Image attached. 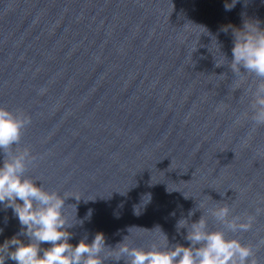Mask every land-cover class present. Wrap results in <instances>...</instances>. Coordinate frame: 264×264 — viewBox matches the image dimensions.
<instances>
[{"label": "water", "instance_id": "water-1", "mask_svg": "<svg viewBox=\"0 0 264 264\" xmlns=\"http://www.w3.org/2000/svg\"><path fill=\"white\" fill-rule=\"evenodd\" d=\"M234 2L0 0V107L31 118L18 145L35 157L25 174L70 196V244L103 233L106 246L147 250L162 232L187 247L175 225L193 210L191 222L203 215L264 264V127L236 122L256 78L237 86L222 30L264 28V0ZM225 204L230 218L253 217L249 231L211 217ZM0 230V244L21 230L3 205Z\"/></svg>", "mask_w": 264, "mask_h": 264}, {"label": "clouds", "instance_id": "clouds-1", "mask_svg": "<svg viewBox=\"0 0 264 264\" xmlns=\"http://www.w3.org/2000/svg\"><path fill=\"white\" fill-rule=\"evenodd\" d=\"M234 6L233 0L232 4H225V10L230 11ZM229 28L233 47L228 67L238 78L237 86L248 83L250 77L256 78L246 89L251 94L248 111L236 122L245 119L250 120L254 128L264 127V28L258 20H245L241 28L229 25L222 30L227 32ZM222 65L216 62V67ZM30 124L31 118L23 111L14 113L0 107V154L3 156L0 205L10 208L21 226L16 235L0 244V264H6V260L15 264H105L108 260L114 264L121 261L123 264H256L251 246L227 238L225 231L210 230L203 215L191 222L193 210L188 212V218L179 219L175 225L177 233L185 230L187 247L178 243L169 245L161 231L164 243H153L147 250L129 247L125 239L115 247L106 246L103 233H96L91 243L81 239L73 246L68 242L72 233L67 230L73 225H69L63 215L65 200L70 196L49 192L25 174L35 157L29 148L21 149L18 145ZM148 200L150 194L146 197V202ZM133 212L140 214L136 207ZM210 215L232 233L249 231L253 222L252 216L244 217L243 221L240 216L230 218L227 204L211 209ZM19 237L26 238L27 242ZM42 244L50 247L43 248Z\"/></svg>", "mask_w": 264, "mask_h": 264}]
</instances>
